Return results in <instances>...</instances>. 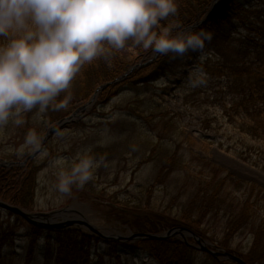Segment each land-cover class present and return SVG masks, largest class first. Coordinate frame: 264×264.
Returning a JSON list of instances; mask_svg holds the SVG:
<instances>
[{
  "label": "trees",
  "instance_id": "trees-1",
  "mask_svg": "<svg viewBox=\"0 0 264 264\" xmlns=\"http://www.w3.org/2000/svg\"><path fill=\"white\" fill-rule=\"evenodd\" d=\"M213 2L178 0L177 14L162 21H176L178 27L184 29L204 19V22L194 26L212 32V39L206 41L203 50H197L195 55L188 51L182 56L159 53L150 63L134 68L122 80L103 88L94 107L107 102L122 86L155 85L156 81L166 78L169 69L175 65L178 67L181 59L187 56L188 61L179 67L178 77L163 88L168 89L169 94L176 93L171 100L180 95L181 111L174 112L155 102L148 103L150 97L144 100L147 101L144 107H147L148 113L144 110L141 116L152 124V131L157 130L158 142L174 134L185 133L187 124H193L183 118L191 115L196 119L194 125L204 132L201 137L204 144L217 143L242 160L264 169V3L260 0H231L224 12L216 14L224 5V0H218L216 8L208 13ZM154 52L131 44L125 49L114 50L108 60L101 57L84 65L71 82L75 85L74 89L66 92L75 93L78 100L85 101L96 87L114 81L131 65L147 61ZM197 79H203L204 83L194 85L193 81ZM158 96L164 100L162 93ZM47 111L51 113L54 109L49 107ZM52 116L51 123L56 120ZM161 150L158 171L147 188V206H143L144 201H113L119 208L128 209H119L121 211L116 217L120 222L134 232H159L167 227L185 226L250 264H264V189L251 182H241L228 173L220 176L218 172L221 168L215 165L209 167V174L201 173L193 178V174L188 173L189 166L184 156L165 147ZM199 160L209 163L202 158ZM37 170L38 165L33 159L20 168L0 166V198L32 208ZM182 170L187 174L184 178L192 180L193 190L188 197L177 203V198L188 192L183 188L181 194L177 192L162 210L150 207V203L155 204L149 198L154 194L153 190ZM175 177L178 181V176ZM173 182L169 180L170 184ZM234 188L242 193L237 194ZM175 201L179 205L177 208L172 207ZM247 227L251 229L252 238L243 250L237 244L236 234ZM15 232L11 225L5 228L0 225V247L13 243ZM28 232L26 257L30 262L40 238H43L44 264H89L93 243L99 241L78 229L47 232L30 225ZM233 241L237 243L233 244ZM120 245L128 249L135 247L158 264H239L219 261L177 238L137 239ZM109 247L113 249V246ZM198 251L202 256H198ZM97 256L100 260L103 255ZM117 263L123 262L118 259ZM95 264L100 263L97 261Z\"/></svg>",
  "mask_w": 264,
  "mask_h": 264
},
{
  "label": "rangeland",
  "instance_id": "rangeland-1",
  "mask_svg": "<svg viewBox=\"0 0 264 264\" xmlns=\"http://www.w3.org/2000/svg\"><path fill=\"white\" fill-rule=\"evenodd\" d=\"M260 2L264 3L261 0ZM189 51L192 55L197 54V50ZM187 61V56L181 59L180 65L169 69L166 78L156 81L155 85L122 86L107 102L95 107L92 104L86 114L56 128L46 137L44 143L42 139L51 123V115L56 117L55 121H58L60 117L67 116L76 107L84 104L82 100H78L75 93L70 92L72 99L67 108L49 113L47 110H40L37 106L30 111L21 112L19 116H11L6 124L0 125L1 167L9 169L23 167L25 163H20L25 156L37 148L39 150L33 159V162L38 165V170L35 176V202L30 210L42 212L75 205L102 234L107 236L98 234L99 241L93 243L89 264H95L97 261L100 264H118V259L124 262L122 264H158L147 253L135 247L128 249L120 245L126 242L124 237L129 235V228L116 217L118 211H121L119 209L122 208L113 201L139 203L149 200L147 188L155 179L159 158L162 155L161 149L164 147L170 151L176 150L179 156H184L189 166L188 173L193 174L192 177L199 176L201 173L209 174V167L215 165L221 168L218 172L220 176L228 173L241 182H251L256 187L264 189V169L242 160L233 152L219 147L217 143L204 144L201 140L204 132L194 125L196 119H193L191 115L183 118L193 124L192 126L187 124L185 133L160 139V142H158L157 130L152 131V124L141 116V112L147 109L144 107L147 101L165 106L174 112L181 111L180 95H177L175 100H171L176 93L169 94L168 89L163 88L178 77L179 67ZM74 87L75 85H71L69 89ZM159 93H162L164 100L158 96ZM146 99L148 100L144 102ZM96 101L97 96L95 103ZM16 119H21L23 122L17 124ZM32 129H35L41 137L39 147L25 143V138ZM154 147L155 150L152 151ZM85 152L99 161L93 178L83 188L74 186L71 194L59 192L55 187L58 172L61 169L70 168L78 155ZM150 155L153 156L150 157ZM200 158L208 160L209 163L201 162ZM5 162H12V164L7 166ZM184 175L187 174L182 170L175 175L178 176V181L175 176H170L165 184L160 183L161 185L153 190L154 194L149 196L150 201L155 203H150V207L162 210L172 201L177 192L181 194L183 188L188 192L181 195V198H177L179 201L177 203L186 199L193 190V185L190 183L192 180L185 179ZM170 179L174 180L172 184L169 183ZM240 191L236 190L237 194L242 193ZM175 203L176 201L172 204L173 208L179 206ZM143 206H147L146 202ZM75 215L79 216L78 213ZM0 225L4 228L11 225V228L16 230L14 242H8L7 245L0 247V264H44L43 238H40L30 262L26 257L30 226L27 222L0 207ZM166 230L164 228L161 233ZM236 236L238 243L236 241L232 243L239 244L245 250L252 238L251 229L247 227L239 231ZM169 238L179 239L178 236ZM190 243L195 244L193 239H190ZM109 246H113V249ZM99 254L103 255L100 260L97 256ZM197 254L202 256L199 251ZM219 261L228 262L226 259H219Z\"/></svg>",
  "mask_w": 264,
  "mask_h": 264
},
{
  "label": "clouds",
  "instance_id": "clouds-1",
  "mask_svg": "<svg viewBox=\"0 0 264 264\" xmlns=\"http://www.w3.org/2000/svg\"><path fill=\"white\" fill-rule=\"evenodd\" d=\"M177 12L178 0H0V125L37 106L67 108L72 96L66 90L82 67L130 44L181 56L203 50L211 31L162 22ZM40 142L30 130L25 143ZM98 164L79 154L58 172L55 187L64 194L83 188Z\"/></svg>",
  "mask_w": 264,
  "mask_h": 264
},
{
  "label": "water",
  "instance_id": "water-1",
  "mask_svg": "<svg viewBox=\"0 0 264 264\" xmlns=\"http://www.w3.org/2000/svg\"><path fill=\"white\" fill-rule=\"evenodd\" d=\"M191 27L185 28V29H190ZM158 52H155V54H157ZM150 61V60H148ZM147 61V62H148ZM144 63H139V64H135L133 66H131L128 71L132 70L134 67L136 66H141ZM127 71V72H128ZM126 72V73H127ZM125 74H123L122 76H120L118 79L124 77ZM107 84H109L108 82L105 84L100 85L99 87L96 88V90L94 91V93L92 94V96L90 97V99L87 101V103L84 105V107H81L80 109L83 110L86 106L91 105L96 96L98 91H100L101 89H103ZM80 109H77L73 115H77L78 111ZM69 119H71V116L69 118H64L62 120L57 121L56 123L52 124L50 127H48L47 132L45 133L43 139H42V143L45 142L46 137H48L49 134H51L56 128H58L59 126H61L62 124H64L65 122H67ZM39 150H35L33 151L27 158H25L23 160V162H21L20 164H24L25 161L31 157H33ZM3 164V163H1ZM5 165H10L12 164V162H5ZM0 207L9 210L10 212H13L15 214L20 215L21 217H23L25 220H27L29 223L32 224H36L45 228H49V229H61L67 225H78V224H82L84 226H86L88 229H90L91 231H94L100 235H102V233H100L93 225H91L85 218V216L83 215V219H65L62 220L63 218V213H67L69 211H73L75 210L73 207H65L59 210H53V211H49V212H29L27 210H24L23 208H20L16 205H12L6 201H3L2 199H0ZM53 219H57L59 222H54ZM63 221V222H62ZM181 236L184 240H186L187 236H191L195 242L197 243V245H195L196 248H199L201 250L207 251L210 254H212L215 257H221L224 259H229L232 261H235L237 263L240 264H249L247 262H245L242 258H240L239 256L232 254L230 252H227L223 249H212L210 248L206 243V241L199 235H197L196 233H194L192 230L186 228V227H173V228H169L166 230V232L163 233H149V232H130L129 235H126L124 238L127 240H134V239H139V238H156V239H162V238H167V237H172V236Z\"/></svg>",
  "mask_w": 264,
  "mask_h": 264
}]
</instances>
